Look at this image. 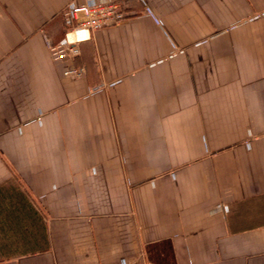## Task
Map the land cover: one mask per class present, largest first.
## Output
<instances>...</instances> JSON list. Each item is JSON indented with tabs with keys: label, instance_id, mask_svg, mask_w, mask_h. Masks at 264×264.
Wrapping results in <instances>:
<instances>
[{
	"label": "crops",
	"instance_id": "obj_1",
	"mask_svg": "<svg viewBox=\"0 0 264 264\" xmlns=\"http://www.w3.org/2000/svg\"><path fill=\"white\" fill-rule=\"evenodd\" d=\"M1 192L44 240L0 264H264V0H0Z\"/></svg>",
	"mask_w": 264,
	"mask_h": 264
},
{
	"label": "built area",
	"instance_id": "obj_2",
	"mask_svg": "<svg viewBox=\"0 0 264 264\" xmlns=\"http://www.w3.org/2000/svg\"><path fill=\"white\" fill-rule=\"evenodd\" d=\"M65 18L68 25L64 37L52 44L50 50L57 60L71 61L64 69L65 76L82 78L86 68L72 63L81 54L80 43L90 39L98 29L120 24L127 18V11L116 1L74 4L65 13Z\"/></svg>",
	"mask_w": 264,
	"mask_h": 264
},
{
	"label": "trees",
	"instance_id": "obj_3",
	"mask_svg": "<svg viewBox=\"0 0 264 264\" xmlns=\"http://www.w3.org/2000/svg\"><path fill=\"white\" fill-rule=\"evenodd\" d=\"M44 230L26 201L14 192L0 193V257L10 251L42 245Z\"/></svg>",
	"mask_w": 264,
	"mask_h": 264
}]
</instances>
